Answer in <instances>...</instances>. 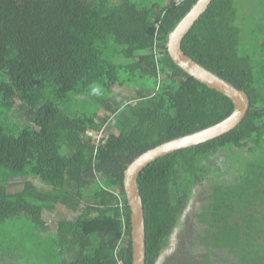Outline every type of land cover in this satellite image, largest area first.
I'll use <instances>...</instances> for the list:
<instances>
[{
	"label": "trees",
	"instance_id": "1",
	"mask_svg": "<svg viewBox=\"0 0 264 264\" xmlns=\"http://www.w3.org/2000/svg\"><path fill=\"white\" fill-rule=\"evenodd\" d=\"M196 1L0 0V264H33L42 249L36 242L24 258L7 238L20 216L29 235L48 238L58 264H131L127 164L233 110L167 52L168 33ZM251 3L212 0L181 42L244 90L250 109L228 133L139 173L145 264H155L194 198L202 201L190 264H264V0ZM14 179L22 186L10 191ZM58 206L75 215L48 232L44 214Z\"/></svg>",
	"mask_w": 264,
	"mask_h": 264
},
{
	"label": "water",
	"instance_id": "2",
	"mask_svg": "<svg viewBox=\"0 0 264 264\" xmlns=\"http://www.w3.org/2000/svg\"><path fill=\"white\" fill-rule=\"evenodd\" d=\"M212 0H197L168 33L166 48L172 61L187 74L227 96L233 104L231 113L222 120L192 133L164 141L137 155L123 171V190L129 207L131 264H145L144 209L137 186V177L142 169L159 157L173 151L191 147L228 133L235 128L250 109L248 94L236 88L222 77L203 67L181 50V42L195 21Z\"/></svg>",
	"mask_w": 264,
	"mask_h": 264
},
{
	"label": "rangeland",
	"instance_id": "3",
	"mask_svg": "<svg viewBox=\"0 0 264 264\" xmlns=\"http://www.w3.org/2000/svg\"><path fill=\"white\" fill-rule=\"evenodd\" d=\"M239 2L243 1L246 2L247 0H237ZM252 6L257 4L258 0H251ZM258 15V13L256 14ZM254 43V41H253ZM255 49V47H253ZM259 50V46L257 47ZM252 50V49H250ZM115 93L118 92H124L125 94L131 93L129 89H126L125 87L120 88L119 86L114 87ZM114 97H119L118 94H115ZM92 105L88 104H80L77 103L75 105V108L81 109V110H88L91 109ZM103 113V109L99 111V114ZM13 121L18 123L20 122V117L16 115L13 117ZM115 132H117L116 129H114ZM0 174H2V171L0 169ZM13 185L9 184V190L15 191L17 189L21 188V183L18 181V179L13 180ZM202 190V188L198 187L197 189H194V194L197 197L203 198V196L199 195V192ZM201 199L194 198L190 201L189 206L185 209V211L182 214V218L179 221V225L175 228L173 235L169 239V244L167 247L163 248V250L160 252L158 258L155 261V264H190L188 260L186 259L185 253L190 251V242H189V236H190V228L192 223V213L194 212L196 208V204L199 202L201 203ZM66 215V218H72L74 217V213L66 210L65 208H62L61 206L57 207V210L54 211L53 214H48L47 212L44 214V222L48 225V232H54L56 228L55 222L58 221L62 216ZM63 218V217H62ZM39 225V224H38ZM31 225L28 223V221L23 217L20 216L18 218H15L11 223H8L6 227V236L7 238L12 242V244L15 246L17 242H19L22 245L23 257L26 258L25 253H28L31 249L34 250L35 243H38V249H41V251L36 254V256L33 258L32 263L33 264H58V258L56 256H49L47 253V250L52 252V245L47 244L48 238L46 237V241L41 239V236L38 235V237H33L30 234V230H32ZM46 231V230H45ZM47 246V248H46ZM46 255L43 257V255ZM28 260V259H27Z\"/></svg>",
	"mask_w": 264,
	"mask_h": 264
},
{
	"label": "flooded vegetation",
	"instance_id": "4",
	"mask_svg": "<svg viewBox=\"0 0 264 264\" xmlns=\"http://www.w3.org/2000/svg\"><path fill=\"white\" fill-rule=\"evenodd\" d=\"M189 253V252H188ZM190 257H193V253L191 254V256ZM198 257H197V262H198ZM188 262L190 263L191 261L190 260H188ZM192 262H194V261H192ZM197 262H194L195 264H197ZM199 264V263H198Z\"/></svg>",
	"mask_w": 264,
	"mask_h": 264
},
{
	"label": "bare ground",
	"instance_id": "5",
	"mask_svg": "<svg viewBox=\"0 0 264 264\" xmlns=\"http://www.w3.org/2000/svg\"><path fill=\"white\" fill-rule=\"evenodd\" d=\"M179 21H180V20H179ZM179 21H178V22H179ZM178 22H177V23H178ZM176 25H177V24H176ZM176 25H175V26H176ZM139 192H140V191H139Z\"/></svg>",
	"mask_w": 264,
	"mask_h": 264
}]
</instances>
